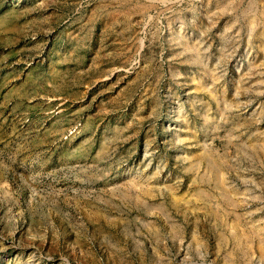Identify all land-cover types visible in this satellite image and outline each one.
I'll return each instance as SVG.
<instances>
[{
	"label": "rangeland",
	"instance_id": "obj_1",
	"mask_svg": "<svg viewBox=\"0 0 264 264\" xmlns=\"http://www.w3.org/2000/svg\"><path fill=\"white\" fill-rule=\"evenodd\" d=\"M0 264H264V0H0Z\"/></svg>",
	"mask_w": 264,
	"mask_h": 264
}]
</instances>
